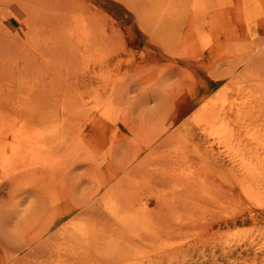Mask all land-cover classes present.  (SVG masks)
<instances>
[{"label": "rangeland", "instance_id": "374dc122", "mask_svg": "<svg viewBox=\"0 0 264 264\" xmlns=\"http://www.w3.org/2000/svg\"><path fill=\"white\" fill-rule=\"evenodd\" d=\"M31 2L0 0V264H264V0Z\"/></svg>", "mask_w": 264, "mask_h": 264}, {"label": "bare ground", "instance_id": "6f19581e", "mask_svg": "<svg viewBox=\"0 0 264 264\" xmlns=\"http://www.w3.org/2000/svg\"><path fill=\"white\" fill-rule=\"evenodd\" d=\"M28 1L31 2L32 0H28ZM33 1H35V0H33ZM33 1H32V2H33ZM32 2H31V3H32ZM33 3H34V2H33ZM33 3H32V4H33ZM32 4H31V5H32ZM49 5H50V4H49ZM49 7H50V6H49ZM44 8H45V7H44ZM56 17H57V16H56ZM55 19H56V18H55ZM217 96H218V95H217ZM209 108H212V107H210V106H209V107H204V108H202V110H201V114H202V113L207 114L206 116L208 117V119H209V117L211 118V116H213V117H214V116H215V117L217 116V117H219V118H221V117H225V116L227 115V113L229 112V110H231V109H229V110L226 111L225 108L221 107V108H219V109H217V110L214 109V111L210 112V109H209ZM213 108H214V107H213ZM213 108H212V110H213ZM227 109H228V108H227ZM205 112H206V113H205ZM208 112H209V113H208ZM229 113H230V112H229ZM229 113H228V114H229ZM212 114H213V115H212ZM206 119H207V118H206ZM120 209H121V208H120ZM126 209H127V208H126ZM127 210H128V209H127ZM119 211H120V210H119ZM98 212H99V211H98ZM98 212H97V213H98ZM100 214H101V213H100ZM96 217H97V216H96ZM101 217H103V216H101ZM104 217H105V215H104ZM104 217H103V219H104ZM100 219H102V218H100ZM106 221H108V220H106ZM124 222H125V221H124ZM106 223H107V222H106ZM122 223H123V222H122ZM127 223H128V222H127ZM125 226H126V225H125ZM131 233H132V232H131ZM132 235H133V234H132ZM123 238H124V237H123ZM121 239H122V238H121ZM133 239H136V236H135ZM128 241H129V240H128ZM128 241H127V242H128ZM118 247H119V246H118Z\"/></svg>", "mask_w": 264, "mask_h": 264}]
</instances>
